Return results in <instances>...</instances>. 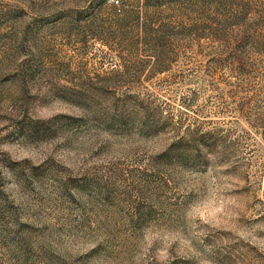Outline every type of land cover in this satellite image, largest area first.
Returning <instances> with one entry per match:
<instances>
[{
	"label": "rangeland",
	"instance_id": "obj_1",
	"mask_svg": "<svg viewBox=\"0 0 264 264\" xmlns=\"http://www.w3.org/2000/svg\"><path fill=\"white\" fill-rule=\"evenodd\" d=\"M0 264H264V0H0Z\"/></svg>",
	"mask_w": 264,
	"mask_h": 264
},
{
	"label": "built area",
	"instance_id": "obj_2",
	"mask_svg": "<svg viewBox=\"0 0 264 264\" xmlns=\"http://www.w3.org/2000/svg\"><path fill=\"white\" fill-rule=\"evenodd\" d=\"M115 3L117 4V3H118V1H115Z\"/></svg>",
	"mask_w": 264,
	"mask_h": 264
}]
</instances>
